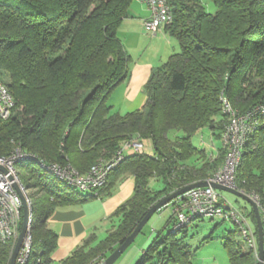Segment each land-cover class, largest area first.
Returning a JSON list of instances; mask_svg holds the SVG:
<instances>
[{
	"label": "trees",
	"instance_id": "trees-1",
	"mask_svg": "<svg viewBox=\"0 0 264 264\" xmlns=\"http://www.w3.org/2000/svg\"><path fill=\"white\" fill-rule=\"evenodd\" d=\"M211 1L214 12L200 0H168L172 20L165 30L179 49L151 70L144 106L119 113L106 100L128 74L130 56L117 31L132 0H0V71L8 74L7 86L22 105L0 121V156L19 147L34 159L85 172L125 140L148 139L153 149L125 156L103 187L85 194L34 159L18 163V174L28 175L22 181L31 210L27 264H53L57 234L46 224L52 210L108 194L119 173L133 177L134 192L115 211L118 223L101 239L89 236L59 264L103 262L151 204L206 180L222 165L223 147L210 158L191 137L203 127L221 137L227 122L221 94L240 113L264 103V0ZM256 121L234 184L264 207V113ZM153 179L160 185L151 186ZM248 215L256 234L251 207ZM173 217L134 264H194L184 234L178 236L187 226L174 229ZM236 233L231 228L222 235L229 264H257L251 251L238 247ZM12 248V242L0 241V264L9 263Z\"/></svg>",
	"mask_w": 264,
	"mask_h": 264
},
{
	"label": "built area",
	"instance_id": "built-area-1",
	"mask_svg": "<svg viewBox=\"0 0 264 264\" xmlns=\"http://www.w3.org/2000/svg\"><path fill=\"white\" fill-rule=\"evenodd\" d=\"M136 1L142 2L148 10V16L142 21V27L148 33L156 34L171 22L172 12L168 0ZM220 100L223 111L227 116V122L220 137L222 147L225 150L224 160L222 165L206 180L236 188L234 176L240 163L242 147L257 125V116L264 113V103L240 113L231 106L224 95H220ZM15 106L16 100L12 92L7 84L0 80V121L8 119L12 115ZM145 151L146 146L139 139L131 138L125 140L112 156L95 162L85 172H80L69 163L60 164L34 159L19 147L7 156H0V241L4 243L15 242L20 230L22 203L19 191L26 196L29 202L26 189L21 183L16 168L18 163L34 159L38 166L50 172L67 185L80 191H93L106 184L109 173L125 156L142 154ZM252 198L258 206L264 243V207L259 205L255 197ZM173 215L174 229L187 226L196 217L231 220L239 225L245 245L250 250H253L255 256H258L256 234L250 225L248 215L242 210L233 207L222 192L211 185L195 187L183 193L175 200ZM29 217L31 222V210ZM31 245L32 233L29 223L14 264H27L31 254Z\"/></svg>",
	"mask_w": 264,
	"mask_h": 264
},
{
	"label": "crops",
	"instance_id": "crops-1",
	"mask_svg": "<svg viewBox=\"0 0 264 264\" xmlns=\"http://www.w3.org/2000/svg\"><path fill=\"white\" fill-rule=\"evenodd\" d=\"M139 6V11L136 9L135 13L131 12L123 19L117 31L119 39L130 56L129 70L126 78L112 89L106 103L112 111L119 113L140 109L146 101L144 85L151 70L161 65L170 54L179 49L177 41L168 34L165 27L156 34H150L144 30L142 21L148 16V10L142 2H139ZM220 147H222L221 143L215 147V153L208 152L204 148H197L203 149L206 155L214 158L218 155ZM119 174H116L108 194H102L81 204L58 206L52 210L46 224L57 234L56 246L51 253L53 264H59L89 236L94 235L96 239H101L102 234L105 236L106 232L118 223L115 211L134 192L133 177L124 172ZM151 182L156 180H151L150 185ZM240 208L248 215L244 207ZM162 211L166 214H158L151 224L153 235L170 225L173 216L172 203H168L157 213ZM161 217H164L165 222L160 227L157 223L161 221L162 224ZM248 219L251 222L250 217ZM194 264H222V259L211 251L201 257L198 262L194 261Z\"/></svg>",
	"mask_w": 264,
	"mask_h": 264
},
{
	"label": "rangeland",
	"instance_id": "rangeland-1",
	"mask_svg": "<svg viewBox=\"0 0 264 264\" xmlns=\"http://www.w3.org/2000/svg\"><path fill=\"white\" fill-rule=\"evenodd\" d=\"M200 1L203 4L206 11L208 12L215 11L216 7L211 0H200ZM138 8H140L139 2H137L136 0H133L130 5L129 15L131 14V12L135 13L136 9L139 11ZM121 36L123 37L122 33H121ZM0 79L5 84H7L9 81L8 74H6L3 71H0ZM143 106L144 104L140 108H142ZM21 109H22V105H18V106L16 105L12 115L16 114L17 110H21ZM191 141L195 146L199 148H204L208 152L210 151L213 153H215V150H216L215 147L219 146L221 143L220 138H218V136L212 135V132L208 127H203L200 131L196 132L191 137ZM143 143L147 147L146 153L152 154L153 149L151 147L149 140L145 139ZM18 175L20 179L22 178L21 183H23L22 181H24L28 177L27 173L24 171H21V174H18ZM159 185L160 183L158 180H156V182H151V186L153 187H156ZM30 192H33V189H31ZM80 192L85 194L91 191L82 190ZM222 194L227 198V200L233 207L238 208V209H241L240 207H244V210L246 212L250 210V205L243 199L236 197L235 195L229 192H226V191H222ZM38 196L39 195H37L36 197L39 198L40 196L39 197ZM28 203H30V201ZM157 212L151 216V218L143 226L141 232L137 234L134 241L127 247V249L120 255V257L113 264H134L136 262L142 250L147 247V245L150 243L151 239L155 235V234L153 235V231L151 230L152 222L156 220L158 214H166L165 211H162L161 213H157ZM161 219L163 220L162 224H161V221L157 223V225L160 227L165 222L164 217H161ZM21 220H22V211H21ZM250 225L254 231V227L251 222H250ZM231 228H234L237 230L236 235L237 237H239V240H240L238 247H241L240 249L245 252L251 251L255 259L257 260L258 256H255L253 250H250V248H248L245 245L239 225L235 224L231 220H221L220 218L210 219L206 217H196L189 222L184 233L178 232V236H182L184 234L183 241L187 243L190 246V249L192 250V261L193 262L194 261L198 262L201 257L206 255L207 253H211L212 251L214 254H217L218 257L222 259V264H229L226 252L222 245V242H223L222 235L226 230H229ZM255 230H256V242H257V229ZM166 231H167L166 228L162 230L163 233H165ZM97 235H99V233ZM209 235H211V238L210 239L206 238ZM103 236L104 234H102L100 238H102ZM12 243L14 245V242Z\"/></svg>",
	"mask_w": 264,
	"mask_h": 264
},
{
	"label": "water",
	"instance_id": "water-1",
	"mask_svg": "<svg viewBox=\"0 0 264 264\" xmlns=\"http://www.w3.org/2000/svg\"><path fill=\"white\" fill-rule=\"evenodd\" d=\"M207 185H211L215 189L221 190V191H226L229 192L246 202H248L252 208V211L254 213V219H255V224H256V229H257V247H258V259H257V264H264L263 259H264V243H263V230H262V224H261V218L258 210V206L256 202L254 201L253 198H251L248 194L245 192L238 190L236 188L223 185V184H218V183H213V182H208L207 180H202V181H197L193 182L187 185H184L164 196L156 200L151 206L147 209L145 214L141 217V219L138 221L134 229L125 237V239L112 251L106 258L103 260L101 264H113L119 257L120 255L127 249V247L134 241L135 237L139 233V231L143 228V226L147 223V221L151 218V216L158 211L160 208L164 207L168 203H170L173 199L181 196L183 193L186 191L195 188V187H204ZM19 196L21 199L22 203V220H21V226L20 230L18 232V235L15 239L10 258H9V263L8 264H14L15 262V257L17 255V252L21 246L22 240L24 238V235L26 233L27 227L30 223V210H29V203L27 201L26 196L19 191Z\"/></svg>",
	"mask_w": 264,
	"mask_h": 264
},
{
	"label": "clouds",
	"instance_id": "clouds-1",
	"mask_svg": "<svg viewBox=\"0 0 264 264\" xmlns=\"http://www.w3.org/2000/svg\"><path fill=\"white\" fill-rule=\"evenodd\" d=\"M237 189V188H236ZM221 191V190H220ZM250 196V195H249ZM251 197V196H250Z\"/></svg>",
	"mask_w": 264,
	"mask_h": 264
}]
</instances>
